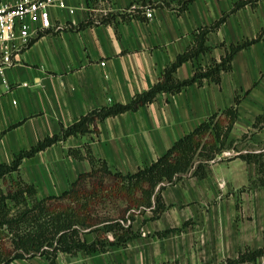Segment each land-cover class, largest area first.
I'll use <instances>...</instances> for the list:
<instances>
[{
  "label": "crops",
  "instance_id": "0c3cea01",
  "mask_svg": "<svg viewBox=\"0 0 264 264\" xmlns=\"http://www.w3.org/2000/svg\"><path fill=\"white\" fill-rule=\"evenodd\" d=\"M67 3L74 12L52 7V26L16 50L13 64L0 67V165L88 111L129 102L152 87L203 26L222 19L208 33L215 47L183 62L176 72L180 79L191 77L196 63L220 60L226 52L223 42L260 38L235 54L232 69L222 73L220 83L205 79L176 93L162 92L137 110L98 122V131L71 135L25 157L21 174L36 184L38 195L59 194L91 167L88 159L70 155V147L89 144L114 169L134 172L240 98L228 146L210 162L208 173L189 172L166 184L162 197L168 207L159 218L147 219L151 210L137 215L132 225L141 235L126 246L74 256L62 251L54 262L38 255L11 264H264V254L230 262L246 249L264 248V188L250 185L259 168L240 156L264 150V0ZM136 8L141 14L150 8L154 16L120 15ZM90 18L93 24L76 28ZM103 18L108 21L101 22ZM28 166L36 177L24 172Z\"/></svg>",
  "mask_w": 264,
  "mask_h": 264
},
{
  "label": "trees",
  "instance_id": "16d2710c",
  "mask_svg": "<svg viewBox=\"0 0 264 264\" xmlns=\"http://www.w3.org/2000/svg\"><path fill=\"white\" fill-rule=\"evenodd\" d=\"M134 13L126 11L120 15L128 18L137 14L147 18L139 8ZM221 21L201 27L195 41L166 66L159 80L149 89L136 93L129 102L109 103L88 111L72 124L62 125L59 132L19 151L11 162L0 165V180L4 183V186L0 185V264L38 255H45L54 262L62 251L74 256L81 251L89 254L105 252L114 245L124 247L129 240L141 235V231L134 230L132 225L137 215L151 210L153 215L147 219L159 218L168 207L162 197L166 184L174 183L189 172L195 176L208 173L210 162L228 146L226 140L239 115L238 95L236 104L209 116L176 140L157 160L137 171L114 169L106 159L95 155L89 144L70 147L69 154L77 159H88L90 169L81 172L63 192L40 197L36 184L26 180L20 169L25 157L34 156L71 135L98 131V122L127 110H137L162 92L176 93L195 82L203 83L205 79L220 83L222 73L232 69L235 54L258 41L260 35L229 45L223 42L221 45L225 46L226 52L221 59L205 65L196 63L195 72L189 78L180 79L176 72L183 62L196 60L215 47L209 43L208 33ZM94 22L90 18L76 28ZM240 156L258 165L259 174L250 185L264 188V150L248 151ZM93 233L95 237L90 239ZM263 254L264 248L246 249L230 262L252 260Z\"/></svg>",
  "mask_w": 264,
  "mask_h": 264
},
{
  "label": "built area",
  "instance_id": "2783aa9c",
  "mask_svg": "<svg viewBox=\"0 0 264 264\" xmlns=\"http://www.w3.org/2000/svg\"><path fill=\"white\" fill-rule=\"evenodd\" d=\"M55 6L75 11L67 0H0V67L13 64L16 50L52 26L51 8ZM144 13L154 16L150 8Z\"/></svg>",
  "mask_w": 264,
  "mask_h": 264
},
{
  "label": "rangeland",
  "instance_id": "374dc122",
  "mask_svg": "<svg viewBox=\"0 0 264 264\" xmlns=\"http://www.w3.org/2000/svg\"><path fill=\"white\" fill-rule=\"evenodd\" d=\"M25 173L29 174L32 176V177H36V174H35V171L33 169L32 166H28V168H26V170L24 171ZM0 185L4 186V183L3 181L0 180Z\"/></svg>",
  "mask_w": 264,
  "mask_h": 264
}]
</instances>
